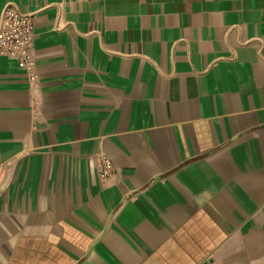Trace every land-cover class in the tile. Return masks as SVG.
<instances>
[{
	"label": "crops",
	"instance_id": "1",
	"mask_svg": "<svg viewBox=\"0 0 264 264\" xmlns=\"http://www.w3.org/2000/svg\"><path fill=\"white\" fill-rule=\"evenodd\" d=\"M5 4L0 264H264V0Z\"/></svg>",
	"mask_w": 264,
	"mask_h": 264
},
{
	"label": "built area",
	"instance_id": "2",
	"mask_svg": "<svg viewBox=\"0 0 264 264\" xmlns=\"http://www.w3.org/2000/svg\"><path fill=\"white\" fill-rule=\"evenodd\" d=\"M32 16L5 4L0 14V56L21 64L27 71L32 66ZM102 174L109 172L111 163L104 161Z\"/></svg>",
	"mask_w": 264,
	"mask_h": 264
}]
</instances>
